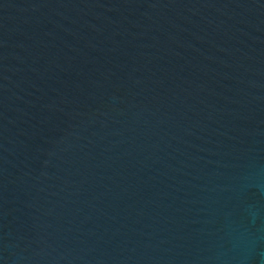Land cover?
I'll return each instance as SVG.
<instances>
[{
	"label": "water",
	"instance_id": "95a60500",
	"mask_svg": "<svg viewBox=\"0 0 264 264\" xmlns=\"http://www.w3.org/2000/svg\"><path fill=\"white\" fill-rule=\"evenodd\" d=\"M0 264H264V0H0Z\"/></svg>",
	"mask_w": 264,
	"mask_h": 264
}]
</instances>
